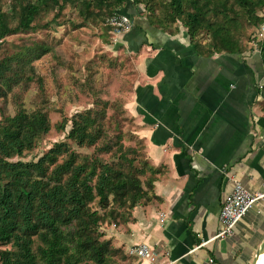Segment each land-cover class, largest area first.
Here are the masks:
<instances>
[{
    "label": "trees",
    "instance_id": "1",
    "mask_svg": "<svg viewBox=\"0 0 264 264\" xmlns=\"http://www.w3.org/2000/svg\"><path fill=\"white\" fill-rule=\"evenodd\" d=\"M67 4L84 20L103 18L100 12L107 11L104 26L112 42L107 19L121 15L129 4L155 30L181 24L197 48L242 53L247 43L255 42L264 65V36H256L264 23V0H0V101L11 95L16 103L12 115L0 109V264H116L117 256H124L103 239L100 225L125 224L137 205L158 200L153 182L159 169L149 165L144 145V159L137 166L136 158L128 155L138 150L123 146L122 132L108 136L107 102L63 118L56 126L64 132L70 122L65 139L77 148L93 147L92 154L78 153L63 140L36 160H22L51 126L45 111L26 110L14 90L26 91L32 82L42 90L34 63L52 49L43 42L7 49L3 42L44 27L37 23L40 18L51 13L58 17ZM202 33L206 43L199 40Z\"/></svg>",
    "mask_w": 264,
    "mask_h": 264
},
{
    "label": "crops",
    "instance_id": "2",
    "mask_svg": "<svg viewBox=\"0 0 264 264\" xmlns=\"http://www.w3.org/2000/svg\"><path fill=\"white\" fill-rule=\"evenodd\" d=\"M120 14L132 24L118 44L135 56L139 73L128 111L149 165L159 169L158 200L137 205L127 223L107 227L108 236L124 252L149 246L155 264H253L264 240L260 53L249 46L242 53L211 52L194 47L182 27H150L133 5ZM233 180L263 196L230 236L216 238Z\"/></svg>",
    "mask_w": 264,
    "mask_h": 264
},
{
    "label": "rangeland",
    "instance_id": "3",
    "mask_svg": "<svg viewBox=\"0 0 264 264\" xmlns=\"http://www.w3.org/2000/svg\"><path fill=\"white\" fill-rule=\"evenodd\" d=\"M100 14L103 18L93 15L84 20L74 5L67 4L58 17L53 18V13L42 16L37 23L44 24V27L38 26L27 34L4 39L3 47L7 49L12 44L31 42H43L52 49L51 53L34 63L35 73L42 79V90L36 82L30 83L26 91L14 90L20 94V102L26 110L45 111L51 126L50 131L38 140L35 148L25 153L23 161L36 160L54 143L66 140L70 122L64 132L56 128L63 118L69 119L75 113L87 109L102 108L100 102H107L104 129L108 136L122 132L123 146L138 150L135 155H128L136 158L135 165L138 166L144 159L143 141L136 134L139 125L128 111L131 94L139 76L136 58L127 53L118 41L112 42L104 26L108 13L102 11ZM176 25L182 27L179 23ZM176 25L167 27L165 31H174ZM245 34L246 37L249 36L250 29H246ZM199 40L206 43V35L202 33ZM247 46L258 52L255 42L247 43ZM15 105L11 95L6 101H0V109L5 115H12ZM66 141L78 153L92 154L95 151L93 147L77 148L70 140ZM100 156L109 160V155ZM146 176L141 177L142 181ZM92 208L96 209V205H92ZM112 226L101 224L99 232L103 234L104 240L111 242L113 248L122 252L121 256L124 257L118 259L120 256H117L116 264H135L136 259L129 254L130 248L124 252L122 247L116 245L113 237L108 236L107 233L110 234L111 231L107 227Z\"/></svg>",
    "mask_w": 264,
    "mask_h": 264
},
{
    "label": "built area",
    "instance_id": "4",
    "mask_svg": "<svg viewBox=\"0 0 264 264\" xmlns=\"http://www.w3.org/2000/svg\"><path fill=\"white\" fill-rule=\"evenodd\" d=\"M108 25L112 28L113 41H118L120 36L127 32L131 27V20L127 16L113 15L107 19ZM257 40L264 36V23L257 32ZM233 190L227 195L221 204L219 212L220 230L216 238L230 236L236 224L245 216L248 210L263 196V194H251L243 188L238 182L233 180ZM129 254L135 257L136 261L142 264L147 261L148 264H155L156 253L147 245H134L130 248ZM211 263V261H209Z\"/></svg>",
    "mask_w": 264,
    "mask_h": 264
},
{
    "label": "water",
    "instance_id": "5",
    "mask_svg": "<svg viewBox=\"0 0 264 264\" xmlns=\"http://www.w3.org/2000/svg\"><path fill=\"white\" fill-rule=\"evenodd\" d=\"M261 256H264V240L262 242V244L260 245L256 255H255V260H254V263L253 264H256L258 259L261 257Z\"/></svg>",
    "mask_w": 264,
    "mask_h": 264
},
{
    "label": "bare ground",
    "instance_id": "6",
    "mask_svg": "<svg viewBox=\"0 0 264 264\" xmlns=\"http://www.w3.org/2000/svg\"><path fill=\"white\" fill-rule=\"evenodd\" d=\"M139 245H142V244H139ZM143 245H145V244H143ZM131 248V247H130ZM133 258H135V257H133ZM258 262V261H257ZM257 264V263H256ZM259 264H264V256H261L260 258H259Z\"/></svg>",
    "mask_w": 264,
    "mask_h": 264
}]
</instances>
